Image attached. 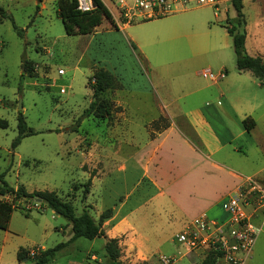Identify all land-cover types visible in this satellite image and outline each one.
Listing matches in <instances>:
<instances>
[{
	"label": "rangeland",
	"instance_id": "374dc122",
	"mask_svg": "<svg viewBox=\"0 0 264 264\" xmlns=\"http://www.w3.org/2000/svg\"><path fill=\"white\" fill-rule=\"evenodd\" d=\"M56 1L0 0V6L11 15L15 26L22 30V35H19L10 19L0 23V119L7 122L5 128L0 127V174L9 185H23L27 191H55L63 199L71 201L76 214L81 213L84 205H89V212L96 219L97 211L113 207L117 199L127 195L138 176L130 166L125 167V163L123 169L113 166L121 162L113 156L114 134L125 131V127L115 125V122L123 120L125 111L113 102V91L107 90L101 95L111 101L109 116L99 119L93 114L85 115L92 99V92L87 86L94 63L91 60L103 54L109 56L113 51L101 48L90 35L66 34L61 19L56 15ZM261 10H264V0L243 1L245 25H250V29L259 20ZM214 11L218 15V23L210 27L208 25L215 20L208 23L206 18ZM185 14L186 23L196 25L197 39L214 40L216 44L212 47L204 43L205 46L196 53L194 71L209 68L216 73L219 66L236 70L232 39L223 27L236 20V12L230 2L220 5L218 11L213 7L200 6L147 22L143 26L144 32L163 30L170 34L156 39L149 45L148 51L158 58H169L183 51L189 36L174 37L168 27L177 25V19ZM201 25H205L204 29ZM123 55L126 56L125 53ZM22 58L34 63L36 74L26 77L19 89ZM175 68L173 64L159 66L160 72L167 76L172 75ZM59 69L63 73H59ZM196 81L198 85L214 86L211 85L213 81L201 75L196 77ZM223 81L215 82L217 90H225ZM163 83L167 84L166 81ZM234 84L259 94L264 113V81L260 84L257 78L245 71ZM18 111L22 112L27 126L34 133L23 137L12 149V140L17 135ZM167 123L164 117L157 124L152 122L150 128L157 130ZM138 130L137 134L141 135ZM92 171L98 177L92 179L90 191L83 198L82 185ZM32 203L23 204L30 208L28 216H24L19 207L12 211V233L6 244L30 250L66 242L71 236L69 222L50 208L35 207ZM163 210L153 202L144 201L135 213L141 226L138 241L142 251L150 254L144 264H162L161 255L175 257L171 264H198L201 255L192 252L184 255L185 248L174 240L173 236L180 230L181 224L165 220ZM247 212L252 213L253 210L248 208ZM257 215L256 218L251 217V222L260 230L252 253L244 264H264V211H259ZM118 239L123 240V236ZM104 244L103 237L76 238L58 250L48 264H105ZM1 246L0 235V249ZM120 249L121 255H126L123 246ZM2 253L0 264H32L26 257L18 260L7 248ZM129 257L133 260L127 261L121 256L120 259L125 264H131L135 260L133 255Z\"/></svg>",
	"mask_w": 264,
	"mask_h": 264
},
{
	"label": "crops",
	"instance_id": "0c3cea01",
	"mask_svg": "<svg viewBox=\"0 0 264 264\" xmlns=\"http://www.w3.org/2000/svg\"><path fill=\"white\" fill-rule=\"evenodd\" d=\"M259 15L252 29L245 25V48L248 54L264 58V10ZM185 16L179 17L178 24L168 29L174 37L188 35V43L183 51L169 58H158L148 51L156 39L170 35L163 30L143 31L147 22L157 18L127 25H115L113 20L103 18L87 34L97 40L101 48L113 51L109 56L103 54L91 60L94 63L90 75L95 67H104L121 83V88L112 91L113 102L125 111L123 120L115 125L125 127V131L114 134L113 156L121 162L113 166L123 169L125 163L138 177L127 195L113 203L112 215L103 222L102 228L108 238L123 236V240L118 241L126 255L121 257L131 261L129 256L133 255L135 261L131 264L144 263L150 255L142 251L138 241L141 226L135 213L141 202H153L165 209V220L178 221L181 230L190 219L202 213L224 221L228 217L225 210L228 197L245 178L254 177L264 183L261 97L255 91L235 85L244 72L230 71L225 66L217 68L216 73L223 72L224 76L213 81V87L198 85L196 77L209 68L194 71L196 53L204 43L212 47L216 44L214 40L203 39L202 43L197 39L196 25H188ZM217 17L215 11L207 16L208 23L215 20L208 26H216ZM204 26L201 25V29ZM223 27L227 32L225 25ZM168 64L177 67L169 76L159 70V66ZM221 79H224V91L215 88V82ZM160 117L167 119V125L151 129L150 124ZM137 129L141 135L137 134ZM95 173L92 179L98 177ZM145 197L148 200H144ZM259 211L254 209L252 216L256 218ZM10 219L11 216L7 228L0 229V261L3 249L7 248L15 256L19 249L12 243L6 244L12 233Z\"/></svg>",
	"mask_w": 264,
	"mask_h": 264
},
{
	"label": "trees",
	"instance_id": "16d2710c",
	"mask_svg": "<svg viewBox=\"0 0 264 264\" xmlns=\"http://www.w3.org/2000/svg\"><path fill=\"white\" fill-rule=\"evenodd\" d=\"M41 2V0H38ZM231 6L236 12V20L233 24H226L227 33L231 36L232 47L235 54V67L239 72H250L259 81H264V58L259 55H250L245 49V18L242 12V0H230ZM94 7L89 11H81L77 9L76 0H57L56 15L61 19L65 32L68 35L88 34L95 26L101 23L103 18L113 20L109 10L101 0H93ZM4 19L12 20L14 28L19 35H22V30L18 29L6 9L0 6V23ZM21 73L19 81V89L26 77L35 76L34 63L26 58L21 60ZM87 86L92 92V100L89 106L85 109V115L93 114L96 118L104 119L110 115L111 101L108 98L102 97V93L107 90L121 88L119 80L104 67H95L91 75L87 78ZM17 135L11 143V148L14 149L27 135H31L34 131L27 126L24 115L21 111L17 112ZM160 117L153 124L162 121ZM246 123V119L243 121ZM167 125V124H166ZM165 125V126H166ZM7 122L0 120V127L5 128ZM92 171L89 178L82 185V197L85 198L90 191L91 180L94 176ZM77 189V188H76ZM9 198H4V196ZM0 229H6L12 211L19 207L23 211L24 216L29 215L30 208L23 206L29 204L36 199H40L39 205L50 208L55 214L64 217L70 224L71 236L66 242H60L50 248H38L34 255L29 254L28 249L19 248L17 258L21 260L26 257L32 261V264H48L54 258L56 252L63 248L66 244L76 238L84 237L93 239L95 237H103L105 240V264H125L121 259V249L117 238H108L102 228L103 222L108 219L113 212L112 207H107L102 210L95 219L89 212V206L85 205L81 213L76 214L75 208L71 201L63 199L55 191L49 190H32L27 191L23 185L11 186L4 179L3 174H0ZM216 253L210 251L207 256L198 264H213ZM136 264H144L136 263Z\"/></svg>",
	"mask_w": 264,
	"mask_h": 264
},
{
	"label": "built area",
	"instance_id": "2783aa9c",
	"mask_svg": "<svg viewBox=\"0 0 264 264\" xmlns=\"http://www.w3.org/2000/svg\"><path fill=\"white\" fill-rule=\"evenodd\" d=\"M109 10L115 25H127L183 12L200 6L213 7L230 0H101ZM77 9L91 10L93 0H76ZM59 73H63L59 69ZM204 78L217 81L224 73L209 69L201 72ZM63 91V90H62ZM37 207L39 202L32 203ZM264 211V183L254 177H247L229 197L225 205L228 217L224 221L209 218L205 213L190 219L174 234V240L185 248L184 254L201 255L200 263L210 251L216 253L213 264H244L250 257L260 228L251 222L252 213L247 209ZM38 248L30 249L34 255ZM175 257L160 256L162 264H171Z\"/></svg>",
	"mask_w": 264,
	"mask_h": 264
},
{
	"label": "water",
	"instance_id": "95a60500",
	"mask_svg": "<svg viewBox=\"0 0 264 264\" xmlns=\"http://www.w3.org/2000/svg\"><path fill=\"white\" fill-rule=\"evenodd\" d=\"M18 103H19V107H21V98H19ZM36 201L40 202V199H36Z\"/></svg>",
	"mask_w": 264,
	"mask_h": 264
}]
</instances>
